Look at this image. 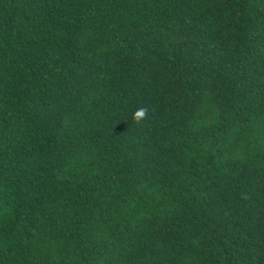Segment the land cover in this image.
<instances>
[{
	"label": "trees",
	"instance_id": "16d2710c",
	"mask_svg": "<svg viewBox=\"0 0 264 264\" xmlns=\"http://www.w3.org/2000/svg\"><path fill=\"white\" fill-rule=\"evenodd\" d=\"M0 264H264V0H0Z\"/></svg>",
	"mask_w": 264,
	"mask_h": 264
},
{
	"label": "clouds",
	"instance_id": "9594fccd",
	"mask_svg": "<svg viewBox=\"0 0 264 264\" xmlns=\"http://www.w3.org/2000/svg\"><path fill=\"white\" fill-rule=\"evenodd\" d=\"M149 109L147 107H139L133 114V121L135 124L140 125L142 122L148 119Z\"/></svg>",
	"mask_w": 264,
	"mask_h": 264
}]
</instances>
